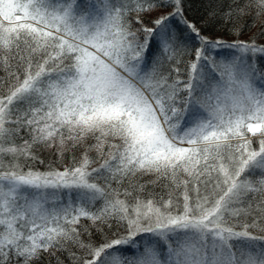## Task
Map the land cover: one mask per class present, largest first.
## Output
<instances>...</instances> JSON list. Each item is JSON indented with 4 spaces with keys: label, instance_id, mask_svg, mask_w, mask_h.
Wrapping results in <instances>:
<instances>
[{
    "label": "snow or ice",
    "instance_id": "1",
    "mask_svg": "<svg viewBox=\"0 0 264 264\" xmlns=\"http://www.w3.org/2000/svg\"><path fill=\"white\" fill-rule=\"evenodd\" d=\"M187 11L0 0V264H264V0Z\"/></svg>",
    "mask_w": 264,
    "mask_h": 264
},
{
    "label": "trees",
    "instance_id": "2",
    "mask_svg": "<svg viewBox=\"0 0 264 264\" xmlns=\"http://www.w3.org/2000/svg\"><path fill=\"white\" fill-rule=\"evenodd\" d=\"M217 3V2H227V0H186V4L188 6L187 15L190 19L196 20L200 15H203L209 3ZM247 23V27L242 35L238 38L240 40H248L250 38H254L258 44H264V18H252V17H245L242 18L240 24L243 25ZM209 36L210 39L221 38L226 42H231L232 40L236 39L237 37L232 34L224 35L222 28L214 29L210 32L205 33ZM191 57H186L185 60L187 61ZM183 70V66H182ZM72 153H66L63 163L61 164H54V166L63 167L67 164H70L72 161ZM78 155V153H77ZM94 155V154H93ZM39 158L44 161L43 164L37 162L35 167L40 171H46L47 167L50 163L56 160V157L51 154L49 151H43L39 153ZM95 166V165H93ZM145 180L151 179L150 177H145ZM143 182V181H142ZM57 255L60 256L61 260H63V264H71V261L68 259L67 253H58ZM39 264H56L55 257H49L48 255H44L43 259L39 262Z\"/></svg>",
    "mask_w": 264,
    "mask_h": 264
}]
</instances>
